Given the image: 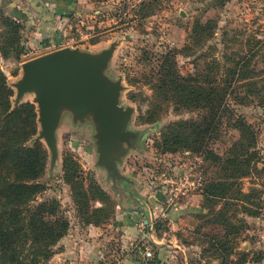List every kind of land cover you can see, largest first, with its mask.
<instances>
[{
    "label": "rangeland",
    "instance_id": "rangeland-1",
    "mask_svg": "<svg viewBox=\"0 0 264 264\" xmlns=\"http://www.w3.org/2000/svg\"><path fill=\"white\" fill-rule=\"evenodd\" d=\"M20 1L26 8L21 5L19 8H28L35 16L31 19L28 15L32 24L22 31L25 54L19 61H6L0 52L1 69L15 93L13 106L16 89L12 85L21 79L22 65L59 50L68 39L75 38L69 47L92 53L119 43L107 74L113 80L123 79L125 90L121 104L135 109L129 130L135 132L138 139L118 165L126 180L108 178V172L96 165L98 153L93 124H74L70 114L64 116L58 131L59 159L51 166L48 151L47 170L39 181L46 190L37 199L38 203L57 206L60 216L69 223L66 235L54 247L55 255L49 264H123L124 257L132 251L144 261L149 250L153 259L158 252L155 239L169 246L174 254L178 251L175 254L178 264L185 260L188 250L193 255L189 264H221L213 246L220 247L222 240L235 245L236 252L232 256L235 261L264 264V172H261L264 170V99L255 91H248L249 88H241L231 101L234 117L244 118L258 134L260 161L259 171L241 180L243 192L252 194L251 202L235 201L239 205L237 211L228 209L230 205L225 206L228 221L235 224L232 231L241 230L239 235L229 234L227 226L212 223L215 222L212 209H224V202L211 207L204 202L202 193L209 178L219 174L214 162L216 156L227 154L241 139V132L234 127L233 118L228 117L203 153L166 150L162 146V134L168 126L182 121H201L202 115L196 111L178 112L173 103L156 100L154 83L150 81L153 67L170 49L179 50L177 63L184 76L194 74L195 70L202 72L207 65L232 67L253 55L249 68L256 72L255 77L241 84L253 83L256 91H264L261 89L264 88V0H72L75 11L71 17L54 12L55 7L67 9L68 0H49L50 4L47 0ZM41 2L40 12L35 14L34 7ZM10 6L14 7V3L7 8ZM40 16L52 25H43ZM40 26H50L51 35L56 37L55 44L38 33ZM57 31L60 38L54 34ZM4 32L0 20V34ZM201 33L206 42L184 51L193 42L192 36ZM33 99V95H28L24 103L33 104ZM185 151L192 153L203 186L173 209L194 206L200 211L187 216L185 223L175 225L167 216L172 209L166 200L162 204L158 202L163 213L155 216L156 201L151 203L148 196H165L159 178L163 174H183L187 160ZM66 158L79 166L81 177L73 185L66 181ZM78 182L85 186L88 199H82L83 193L75 186ZM195 196L201 198L200 204L194 205L191 201ZM141 206H144L142 211ZM245 206L254 213L246 212ZM96 210H100V214L95 215ZM133 215L135 221L131 220V225L141 235L129 242L124 238L120 222ZM191 219L195 220L194 225H189ZM141 220L147 222L143 228L139 226ZM170 241L180 248H174Z\"/></svg>",
    "mask_w": 264,
    "mask_h": 264
},
{
    "label": "trees",
    "instance_id": "trees-1",
    "mask_svg": "<svg viewBox=\"0 0 264 264\" xmlns=\"http://www.w3.org/2000/svg\"><path fill=\"white\" fill-rule=\"evenodd\" d=\"M16 1L18 0H2L0 4V20L5 28V32L0 34V52L6 61H19L25 54L22 31L25 27L28 28L32 24L31 19L35 18L27 10L19 9L15 5ZM47 2L50 4L49 0ZM11 3H14V7L10 6L8 9ZM36 7L35 14L39 13ZM57 10L60 9H55L56 14ZM28 15L32 16L31 19ZM51 31H44L46 35L44 33L43 37L55 44L56 37L51 35ZM55 33L58 37L59 32ZM201 35L202 33L192 36L193 42L184 51L206 42ZM61 42L60 40L58 45ZM179 53L176 49L168 50L153 67L150 81L154 83L155 99H165L166 103H173L178 112H199L202 119L182 121L168 126L162 134V146L170 151L184 149L203 153L224 120L233 118L234 127L241 132V139L227 154L216 156L214 162L219 174L209 178L202 195L204 202L211 204V207L224 202V209H212L215 220L212 223H221L222 226L228 227L229 234L239 235L241 230L232 231L235 224L231 220L228 221L224 213L225 206L230 205L228 209L235 208L237 211L239 205L235 204V201L251 202L252 194L243 192L241 180L251 177L254 171H259L260 155L257 150L256 130L244 118L234 117L231 101L241 88H249L248 91H255L264 99V91H256L253 83L245 86L241 84L248 79H254L256 72L249 66L255 56L252 55L247 61L243 59L242 63L238 61L232 67L218 68L207 65L202 72L195 70L194 74L184 76L177 63ZM221 76L226 79L222 81ZM14 95L0 64V264H49L55 255L54 247L66 235L69 223L60 216L57 206L37 202L38 196L46 190V186L39 181L47 170L49 154L44 143L36 140L39 133L36 106L26 102L13 109ZM78 169L76 162L66 158V181L69 184L73 185L80 179ZM75 186L83 193L82 199H88L85 186L79 182ZM244 210L249 214L254 213L246 206ZM171 212L176 213L173 209ZM95 213L100 214V210ZM177 214L181 212L177 211ZM234 246L227 240H222L220 247L213 246L219 254L221 264H243V261L232 259L236 252ZM155 247L158 250L155 257L141 260L140 264H164L159 252L161 248L158 245Z\"/></svg>",
    "mask_w": 264,
    "mask_h": 264
},
{
    "label": "water",
    "instance_id": "water-1",
    "mask_svg": "<svg viewBox=\"0 0 264 264\" xmlns=\"http://www.w3.org/2000/svg\"><path fill=\"white\" fill-rule=\"evenodd\" d=\"M68 4V9L57 10V15L71 17L75 3L68 0ZM118 46L114 42L98 53L66 47L22 65V77L12 85L16 89L13 109L28 95L34 96L39 124L36 140L48 149L51 166L59 159L58 131L64 116L70 114L74 124H93L96 165L108 172V178L126 180L118 165L133 147L136 133L129 130V124L135 109L121 104L123 79L113 80L107 74ZM155 201L150 198L151 203Z\"/></svg>",
    "mask_w": 264,
    "mask_h": 264
},
{
    "label": "crops",
    "instance_id": "crops-1",
    "mask_svg": "<svg viewBox=\"0 0 264 264\" xmlns=\"http://www.w3.org/2000/svg\"><path fill=\"white\" fill-rule=\"evenodd\" d=\"M15 5L18 8L21 7V6L25 7L24 5H22L20 0L16 1ZM41 5H42V2L40 3V5L37 6L39 12H40V9H41ZM25 8H23V9H25ZM58 8L59 7H57V8L55 7V9H58ZM19 9H21V8H19ZM27 9H25V10H27ZM60 10H66V9L64 8V9H60ZM39 20H40V22L43 21V25L50 22V21H47L46 19H42L41 16H40ZM49 25H52V23H49ZM49 27L50 26H46V27L45 26H40L39 29H38V33H40L42 35V37H43V35L45 33L44 29L48 30V32H49V30H51V29H49ZM48 32H47V34H48ZM45 35H46V33H45ZM151 197H153V196H148V199L150 200ZM155 199H156V203H155L156 207L153 208V213L155 214V216H161V214L163 213V210H162V206L158 205V202L162 204L163 201L165 200V196H162V195L155 196ZM191 201H193L194 205H196L197 202H198V204H200L201 198L199 196H195V197H193L191 199ZM139 209L141 210L140 207H139ZM174 211H176V213L170 212V213H168L167 216H168L170 222H172V224L181 225L183 221H184V223H185V221H188L186 219L187 216H190V215L198 213L199 209L193 206V207L181 208V209L174 210ZM177 211H180L181 214H177ZM125 219L126 220L120 222V229L122 230V232H124V238L126 240H128L129 242L131 241V239H138L141 234H139V231H137L138 229H135L134 227H132L133 225H131V222H132L131 220L135 221V216L133 215L131 219H129L128 217L125 218ZM139 219H140V217L136 218L137 221ZM188 223H189V225H194L196 222H195L194 219L193 220L191 219ZM158 242L159 241L157 239L154 240V244L158 245L159 248H161V249H159V252H160V256L164 260V264H178V262H175V261H177V260H175V258H176L175 254L178 253V251H176L175 254H174L173 252H171L172 250L170 249L169 246H167L165 244H160ZM169 243L171 245H174L173 241H170ZM131 244H133V243H131ZM173 247L176 248V247H179V246L174 245ZM187 257L180 264H189V259H193V255L191 254L190 250L187 251ZM141 260H142V258L138 257L137 253L132 251L128 256L124 257L123 264H140L139 261H141Z\"/></svg>",
    "mask_w": 264,
    "mask_h": 264
},
{
    "label": "built area",
    "instance_id": "built-area-1",
    "mask_svg": "<svg viewBox=\"0 0 264 264\" xmlns=\"http://www.w3.org/2000/svg\"><path fill=\"white\" fill-rule=\"evenodd\" d=\"M71 42H75V38L68 39L59 48L62 49L69 47ZM184 155L187 160L183 168V174H163L159 178L161 180V189H163L165 193V200L169 204V206H171V209H173L174 207H180V203L184 198H188L193 193V191L203 186L202 177L197 174L196 165L193 160L192 153L190 151H185ZM197 161H199V159H197ZM192 178L196 179L192 180ZM145 224H147V222L145 220H141L139 226L143 228ZM151 257H153V254L149 250L146 252V258Z\"/></svg>",
    "mask_w": 264,
    "mask_h": 264
},
{
    "label": "flooded vegetation",
    "instance_id": "flooded-vegetation-1",
    "mask_svg": "<svg viewBox=\"0 0 264 264\" xmlns=\"http://www.w3.org/2000/svg\"><path fill=\"white\" fill-rule=\"evenodd\" d=\"M67 9H68V7H67ZM67 9H66V10H67ZM73 12H74V11H73ZM73 12H72V16H73ZM137 139H138V137H137V138H134V139H132V143H133V145H134V142H135V141H137ZM112 177H113V178H115L114 176H112Z\"/></svg>",
    "mask_w": 264,
    "mask_h": 264
}]
</instances>
